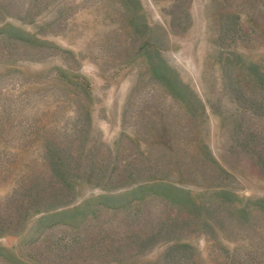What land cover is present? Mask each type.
<instances>
[{
	"label": "rangeland",
	"instance_id": "obj_1",
	"mask_svg": "<svg viewBox=\"0 0 264 264\" xmlns=\"http://www.w3.org/2000/svg\"><path fill=\"white\" fill-rule=\"evenodd\" d=\"M0 264H264V0H0Z\"/></svg>",
	"mask_w": 264,
	"mask_h": 264
}]
</instances>
